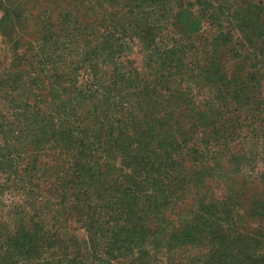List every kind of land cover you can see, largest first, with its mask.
Here are the masks:
<instances>
[{"label": "trees", "instance_id": "obj_1", "mask_svg": "<svg viewBox=\"0 0 264 264\" xmlns=\"http://www.w3.org/2000/svg\"><path fill=\"white\" fill-rule=\"evenodd\" d=\"M206 6L209 37L184 12L188 44L159 53L117 119L56 132L50 160L47 131L24 129L32 151L0 157V264H264L247 227L264 219V3Z\"/></svg>", "mask_w": 264, "mask_h": 264}, {"label": "rangeland", "instance_id": "obj_2", "mask_svg": "<svg viewBox=\"0 0 264 264\" xmlns=\"http://www.w3.org/2000/svg\"><path fill=\"white\" fill-rule=\"evenodd\" d=\"M207 2L0 0V157L14 161V156L32 151L30 141L19 142L24 129L25 134L47 131L40 160H50L53 153L47 148L68 146L56 132L117 119L128 100L153 83L159 53L167 55L188 44L187 35L178 42L179 35L173 33L183 25L184 12L190 14L189 21L200 20L194 41L209 37L213 29L205 20ZM11 3L12 14L4 15ZM24 161L31 162L29 155ZM261 190L257 186L251 191ZM7 210L0 203V223L8 221ZM263 223L255 220L247 227L261 235ZM65 232L78 241L85 238L80 225L71 220Z\"/></svg>", "mask_w": 264, "mask_h": 264}]
</instances>
